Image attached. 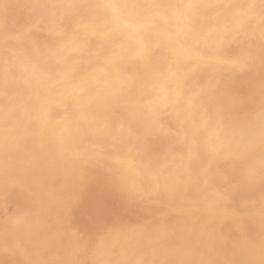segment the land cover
I'll return each instance as SVG.
<instances>
[{
	"label": "clouds",
	"instance_id": "clouds-1",
	"mask_svg": "<svg viewBox=\"0 0 264 264\" xmlns=\"http://www.w3.org/2000/svg\"><path fill=\"white\" fill-rule=\"evenodd\" d=\"M97 172L148 219L15 264H264V0H0V203Z\"/></svg>",
	"mask_w": 264,
	"mask_h": 264
},
{
	"label": "rangeland",
	"instance_id": "rangeland-1",
	"mask_svg": "<svg viewBox=\"0 0 264 264\" xmlns=\"http://www.w3.org/2000/svg\"><path fill=\"white\" fill-rule=\"evenodd\" d=\"M94 177H95L94 179H90L89 177L84 176V175L76 176L73 174H65L59 178H57V177L53 178V180L50 184V189L48 188L51 191L45 193V198L48 196L47 194L54 192V190H55V192H58L59 190L60 191L63 190L64 191V193H63L64 194V200H61L59 197H56L54 199V200H56V202L58 204V205H56L57 209H59L62 214L60 213L59 210L56 209V212L54 211V212H51V213L43 216L46 202H44L45 204L43 203V205L41 206L39 203H36L33 201V199L31 198V196L28 192L22 191L19 189H14L8 195L9 197L7 196V198L3 201L4 203L3 202L0 203V215H6L8 217L15 218L19 215L27 213V215L30 214L29 216L32 218L33 222L39 221L40 223H42V232H43V229H45L44 230L45 233H42V234H44L45 236L48 235L47 236L48 240L54 239L53 242H52V240H50L53 247H51V250L49 252L50 253L49 256L46 255V259L44 258V260H51L53 258L61 259L62 256H63L62 259H66V260L80 259L84 255V253H82V249H84L85 246L87 245L88 253H90L91 250L93 249L94 245H95L97 236H99L105 230H107L111 227H120V226H127V227L130 226L128 228L135 229V228H138L140 225H142L148 219L147 212H146L147 209L143 208L144 206H142L140 204H136V203L135 204L137 206H135L134 203H131L132 205L129 203V205H128V200L126 199V197L120 191L116 190L108 182L107 178L105 177V175L102 172L95 173ZM69 179H70V181H69ZM108 185H110L111 187ZM19 192H21V193H19ZM247 192H249V191L236 193V195L232 198L231 203L228 205V208L236 209L237 211H239L241 201H243L245 199H257V198H259V195L257 197H255V194L253 195L252 193L249 192L247 195ZM242 193H243V195H242ZM255 193H257V191ZM259 194H260V192H259ZM239 195H240V197H239ZM121 196H123L125 199L122 198ZM72 197H74V198H72ZM19 200H20V202H19ZM71 200H73L74 202ZM121 201H123V202H121ZM33 204L36 206L38 204V206L36 207ZM66 204H68V205H66ZM33 206H34V208H33ZM66 206H68V207H66ZM69 207H70V210L68 209ZM76 211H77V213H75ZM53 213H55V214H53ZM74 214H75V217H74ZM76 214H77V216H76ZM64 216L65 217L67 216V217L65 218ZM34 218H35V220H34ZM76 218H77V220H76ZM138 219L141 221H139ZM135 220H136V222H135ZM220 220H221V222H220ZM50 222H52V223H50ZM115 222H117V223H115ZM118 222H121V223H118ZM126 223L129 225H127ZM112 224H115V226H112ZM45 226H47V227H45ZM207 227H209V229L211 228L214 230H218L219 233H222V234L225 233L227 235H230L233 239L238 238V233L236 231V228L238 227V225L233 222L232 218L229 215H222V216L217 217L216 221L212 222V224L210 223ZM78 232L80 235L78 234ZM11 233L12 232L5 235L4 239L2 241H0V249L3 250L2 253H0V259L3 258L4 261L8 260V261H5L6 264H15V262H17V261H21V260L28 258L27 256L25 257L23 255H19L17 253V251H14L11 248V245L16 244L19 241V238L21 235V234L15 233V232H13L12 234ZM15 235H16V237L17 236L18 237L16 238ZM49 236H50V239H49ZM53 237H55V238H53ZM85 242H86V245L84 244ZM76 244H78V246ZM82 244H83V246L84 245L85 246L83 247ZM1 245H2V247H1ZM3 247H6V248L3 249ZM79 247L81 249H79ZM6 249H8V250H6ZM56 249H58V250L56 251ZM63 249H64V251H63ZM10 251H12V252H10ZM75 252L77 253V255ZM79 253H80V255H79ZM78 255H79V257H78ZM40 258H41V256H32L31 260L32 259L33 260H43V258H41V259ZM48 258H50V259H48ZM14 259H15V261H14Z\"/></svg>",
	"mask_w": 264,
	"mask_h": 264
},
{
	"label": "bare ground",
	"instance_id": "bare-ground-1",
	"mask_svg": "<svg viewBox=\"0 0 264 264\" xmlns=\"http://www.w3.org/2000/svg\"><path fill=\"white\" fill-rule=\"evenodd\" d=\"M117 26L119 27V28H121V29H123V30H130V31H132V32H134V33H136V35H137V37H139V33L141 32V28H138V27H136V26H133V25H129L128 23H127V21H125V20H123V19H120V20H118L117 21ZM98 176V175H97ZM106 177V176H105ZM59 178V177H58ZM63 178V177H62ZM69 178V177H68ZM71 178V177H70ZM64 179V178H63ZM103 179V178H102ZM69 181H70V179H69ZM107 181V180H106ZM63 182V181H62ZM102 182V181H101ZM106 183V182H105ZM67 185V184H66ZM107 186V185H106ZM108 186H110V185H108ZM87 187V186H86ZM111 187V186H110ZM60 188V187H59ZM113 188V187H112ZM49 189H50V186H49ZM47 190V192H49V191H51V190ZM52 189V188H51ZM257 191V193H255ZM46 192V193H47ZM250 193H252L253 195L255 194V197H257L258 195H260L259 194V190H252V191H249ZM249 192H247V195H248V193ZM19 193H21V192H19ZM64 191L63 190H59L58 192H55V190H54V192H52V193H50V194H47L48 196L45 198L46 200L44 201V202H46V205H45V208H44V215L43 216H45V215H47V214H49V213H51V212H56V209H57V207H56V205H58L57 204V202H56V200H54L56 197H59L61 200H64ZM74 193V192H73ZM111 193V192H110ZM15 194V193H14ZM78 194V193H77ZM246 194V193H245ZM21 195V194H20ZM119 195V194H118ZM121 195V194H120ZM241 195V194H240ZM240 195H239V197H240ZM242 195H243V193H242ZM246 195V196H247ZM252 195V196H253ZM71 196V195H70ZM74 196V195H73ZM245 196V195H244ZM9 197V196H8ZM118 197V196H117ZM122 198H124L123 196H121ZM242 197V196H241ZM72 198H74V197H72ZM253 198V197H252ZM14 199V198H13ZM24 199V198H23ZM67 199V198H66ZM118 199V198H117ZM125 199V198H124ZM123 199V200H124ZM245 199V198H244ZM258 199V198H257ZM69 200V199H68ZM67 200V201H68ZM77 200V199H76ZM71 201H73V200H71ZM80 201V200H79ZM126 201V200H125ZM19 202H20V200H19ZM66 202V201H65ZM74 202V201H73ZM121 202H123V201H121ZM4 203V202H3ZM6 203V202H5ZM63 203V202H62ZM67 203V202H66ZM12 204V203H11ZM32 204V203H31ZM36 204V203H35ZM45 204V203H44ZM131 204V203H130ZM34 205V204H33ZM66 205H68V204H66ZM72 205V204H71ZM127 205V204H126ZM128 205H129V202H128ZM132 205V204H131ZM134 205L135 206H137L135 203H134ZM239 205V204H238ZM14 206V205H13ZM12 206V207H13ZM34 206H36V205H34ZM34 206H33V208H34ZM37 206H38V204H37ZM36 206V207H37ZM134 206V207H135ZM25 207V206H24ZM41 207V206H40ZM66 207H68V206H66ZM16 208V207H15ZM28 208V207H27ZM79 208V207H78ZM77 208V209H78ZM138 208V207H137ZM141 208V207H140ZM143 208H145V207H143ZM69 210H70V207L68 208ZM67 209V210H68ZM36 210V209H35ZM57 210H59V209H57ZM26 211V210H25ZM60 211V210H59ZM58 211V212H59ZM143 211V210H142ZM146 211V210H145ZM29 212V211H28ZM33 212V211H32ZM57 212V213H58ZM68 212V211H67ZM147 212V211H146ZM25 213V212H24ZM60 213H61V211H60ZM59 213V214H60ZM75 213H77V211L75 212ZM79 213V212H78ZM142 213V212H141ZM144 213V212H143ZM20 214V213H19ZM18 214V215H19ZM27 214V213H26ZM35 214V213H34ZM53 214H55V213H53ZM62 214V213H61ZM146 214V213H145ZM30 215V214H29ZM68 215V214H67ZM142 215V214H141ZM54 216V215H53ZM52 216V217H53ZM76 216H77V214H76ZM146 216V215H145ZM144 216V217H145ZM38 217V216H37ZM65 217V216H64ZM63 217V218H64ZM67 217V216H66ZM65 217V218H66ZM74 217H75V214H74ZM148 217V216H147ZM146 217V218H147ZM54 218V217H53ZM57 219V218H56ZM68 219V218H67ZM34 220H35V218H34ZM61 220V219H60ZM74 220V219H73ZM76 220H77V218H76ZM139 220V219H138ZM55 221V220H54ZM139 221H141V220H139ZM138 221V222H139ZM42 222V221H41ZM62 222V221H61ZM72 222V221H71ZM130 222V221H129ZM135 222H136V220H135ZM137 222V223H138ZM143 222V221H142ZM220 222H221V220H220ZM50 223H52V222H50ZM49 223V224H50ZM115 223H117V222H115ZM118 223H121V222H118ZM124 223V222H123ZM128 223V222H127ZM126 223V224H127ZM216 223V222H215ZM227 223V222H226ZM232 223V222H231ZM55 224V223H54ZM57 224V223H56ZM73 224V223H72ZM80 224V223H79ZM131 224V223H130ZM136 224V223H135ZM212 224V223H211ZM64 225V224H63ZM70 225V224H69ZM120 225V224H119ZM122 225V224H121ZM125 225V224H124ZM127 225H129V224H127ZM140 225V224H139ZM216 225V224H215ZM229 225V224H228ZM66 226V225H65ZM112 226H115V224H112ZM211 226V225H210ZM45 227H47V226H45ZM74 227V226H73ZM90 227V226H89ZM128 227H130V226H128ZM66 228V227H65ZM75 228V227H74ZM209 228V227H208ZM214 228V227H213ZM211 229V228H210ZM222 229V228H221ZM237 229V228H236ZM44 230L45 229H43V232H42V223H40L39 221H35V222H33V226H32V228L29 230V231H27V232H25V233H21V235H20V238H19V241L16 243V244H13V245H11V248L14 250V251H17V253L19 254V255H23V256H27L30 260H31V258H32V256H41V258H43V260H44V258L46 259V255H48L49 256V252H50V250H51V247H53L52 246V243H51V241L50 240H52V239H50V236H49V239L50 240H48L47 239V236H45L44 234H42V233H45L44 232ZM47 231V230H46ZM49 231V230H48ZM60 231V230H59ZM80 231V230H79ZM67 232V231H66ZM13 233V232H12ZM11 233V234H12ZM48 233V232H47ZM83 233V232H82ZM54 234V233H53ZM66 234V233H65ZM78 234H79V232H78ZM100 234V233H99ZM225 234V233H224ZM80 235V234H79ZM97 235V234H96ZM95 235V236H96ZM14 236V235H13ZM68 236V235H67ZM15 237H16V235H15ZM18 237V236H17ZM16 237V238H17ZM98 237V236H97ZM53 238H55V237H53ZM79 238V237H78ZM88 238V237H87ZM4 239V238H3ZM59 239V238H58ZM93 239V238H92ZM96 239V238H95ZM94 239V240H95ZM9 240V239H8ZM11 240V239H10ZM54 240V239H53ZM53 240H52V242H53ZM13 241V240H12ZM78 241V240H77ZM88 241V240H87ZM86 241V242H87ZM86 242L84 243L85 245H86ZM2 244V243H1ZM54 244V243H53ZM77 246H78V244H76ZM84 245V246H85ZM92 245V244H91ZM60 246V245H59ZM82 246H83V244H82ZM83 246V247H84ZM1 247H2V245H1ZM69 247V246H68ZM71 247V246H70ZM4 248H6V247H3V249ZM9 248V247H8ZM79 249H81L80 247H79ZM78 249V250H79ZM6 250H8V249H6ZM5 250V251H6ZM55 250V249H54ZM58 249H56V251H57ZM61 251V250H60ZM59 251V252H60ZM63 251H64V249H63ZM81 251V250H80ZM10 252H12V251H10ZM52 252V251H51ZM77 252V251H76ZM75 252V253H76ZM56 253V252H55ZM67 253V252H66ZM9 254V253H8ZM17 254V255H18ZM54 254V253H53ZM62 254V253H61ZM74 254V253H73ZM65 255V254H64ZM76 255H77V253H76ZM79 255H80V253H79ZM79 255H78V257H79ZM13 256V255H12ZM54 256V255H53ZM60 256V255H59ZM58 256V257H59ZM74 256V255H73ZM67 257V256H66ZM27 258V259H28ZM40 258V259H41ZM61 258V257H60ZM62 258H63V256H62ZM61 258V259H62ZM68 258V257H67ZM72 258V257H71ZM3 259V258H2ZM17 259V258H16ZM34 259V258H33ZM32 259V260H33ZM48 259H50V258H48ZM53 259H55V258H53ZM5 261H8V260H5ZM14 261H15V259H14ZM12 262V261H11Z\"/></svg>",
	"mask_w": 264,
	"mask_h": 264
}]
</instances>
